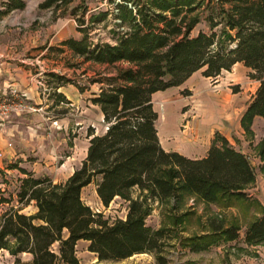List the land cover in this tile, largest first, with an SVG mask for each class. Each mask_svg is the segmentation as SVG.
Returning <instances> with one entry per match:
<instances>
[{
  "label": "trees",
  "instance_id": "1",
  "mask_svg": "<svg viewBox=\"0 0 264 264\" xmlns=\"http://www.w3.org/2000/svg\"><path fill=\"white\" fill-rule=\"evenodd\" d=\"M26 1L2 0V14L23 10ZM108 2L120 29L115 44L92 43L85 14L79 18L74 9L83 37L67 39L58 48L60 53L67 48L84 63L117 67L116 75L94 81L102 87L91 101L100 108L106 128L102 134L90 129L87 157L66 182L37 178L18 165L9 167L24 176L19 180V207L4 213L0 228V249L16 256L14 264H80L79 241L89 242L88 251L96 254L99 262L154 254L158 264H167L162 254L169 231L147 225L153 202L172 199L179 203L186 195L212 205L244 200L246 190L256 181L249 158L219 134L204 158L167 152L159 139L160 115L153 97L182 87L201 70L205 78H216L243 64L250 71L249 78L259 83L242 118L243 128L251 133L255 118L264 119V0ZM69 3L45 0L40 8L57 14ZM201 8L207 14L209 32L192 37L199 18L190 16ZM111 13L92 15L90 24L104 22ZM120 64L127 67H118ZM49 77L57 82V89L68 82L62 75L52 73ZM58 96L65 99L62 93ZM259 155L264 162V139ZM92 184L106 208L116 197L130 202L126 219L110 222L84 202L83 190ZM136 188L140 195L134 199ZM31 205L37 208L35 214L22 213ZM209 228L203 236L186 238L184 247L201 253L220 242L240 239L237 226L225 227L222 221L212 219ZM244 241L249 245L264 243V215L249 226ZM23 253L31 254L32 262L18 258Z\"/></svg>",
  "mask_w": 264,
  "mask_h": 264
},
{
  "label": "rangeland",
  "instance_id": "2",
  "mask_svg": "<svg viewBox=\"0 0 264 264\" xmlns=\"http://www.w3.org/2000/svg\"><path fill=\"white\" fill-rule=\"evenodd\" d=\"M44 1L27 0L23 10L6 15L2 14L4 6L0 0V153L3 146L9 144L16 153L12 160L0 157V226L6 211L13 206L19 207V180L24 177L18 169L9 167L18 165L37 178L49 177L55 183L66 182L87 157L90 129L102 134L106 128L100 108L91 101L102 87L94 81L117 74V67L84 63L67 48L63 53L58 52L63 41L83 37L78 31L80 23L73 16L74 9L78 10L79 18L85 14L86 26L91 27L89 38L92 43H116L120 29L108 0H70L57 14L41 9ZM105 12L111 14L104 22L90 24L92 15ZM206 15L201 8L190 16L199 18L192 37L209 32ZM249 72L244 65H238L219 77L205 79L201 70L190 81L192 86L186 83L156 95L153 103L161 116L158 131L168 136L169 141L177 140L175 134L186 136L187 126L202 119L204 110L219 107L210 102L209 97L220 98L224 103L227 100L216 110L224 106L223 112L227 110L235 121L241 118L242 125L243 115L259 87L249 78ZM52 73L65 76L68 82L57 89V82L49 77ZM203 83L210 92H199ZM189 89L193 91L190 92L192 95L186 96L183 92ZM58 93H62L65 99L62 100ZM253 124L251 133L242 126L243 137L237 135L233 138L237 146L246 151L256 173L255 183L246 190V199L212 205L186 195L179 203L172 199L152 203L147 225L153 230L169 231V240L162 254L167 264H264V243L249 245L244 241L249 226L264 215V162L259 155L260 143L264 139V119L259 120L254 128ZM139 195L140 191L134 189L132 198ZM82 197L87 205L110 222L126 219L128 200L116 197L106 208L100 202L94 184L83 190ZM36 212L34 205L22 211L28 215ZM212 219L222 221L225 227H239L240 239L220 242L202 255H191L184 247L185 239L209 233ZM78 252L84 262H92L90 254L81 249ZM15 258L10 250L0 249V264H13ZM129 264L158 262L154 254H147L135 257Z\"/></svg>",
  "mask_w": 264,
  "mask_h": 264
},
{
  "label": "crops",
  "instance_id": "3",
  "mask_svg": "<svg viewBox=\"0 0 264 264\" xmlns=\"http://www.w3.org/2000/svg\"><path fill=\"white\" fill-rule=\"evenodd\" d=\"M1 2H2V0H1ZM3 11H4V7H3ZM238 65H243V64L238 63L234 67H236ZM224 72H230V71H224ZM197 73H195L187 81V83H189V86H192L191 82L194 80V77ZM205 79H211V78H205ZM256 83H257V86H259V83L258 82H256ZM199 88H200L199 92H210L207 88L206 83H203V85ZM189 90H190V92H193L191 89H189ZM168 91H170V90H168ZM165 92H167V91H165ZM165 92H158L154 95V97L160 93H165ZM209 100L212 103L214 102L215 105L219 106V107H220V105H223V103H224V100H221L220 98H216V97H214V98L209 97ZM225 103H227V100ZM226 106L227 105H225V107ZM223 107L224 106H222V109L220 108L219 111L216 110V109H218L216 107H212V109L209 111L204 110L202 119H197L192 124H189L187 126V130L185 131L186 136L181 137V136L175 134L176 135L175 138L177 140L172 139L171 141H169L168 136L162 135L159 131V139H160L162 147L167 152H177V153H180V154H182L188 158H191V159H201V158L206 157V155L208 154V151L210 150V148L213 144V140L215 139V135L221 134V136L226 138L234 148H236L237 150L246 154V151L244 149H240L237 146V144L234 142V139H233L234 136H237V135L243 137V135L245 133L243 128H242V125H241V118H240V121H235L233 118H231V116L229 115V112H227V110L225 112H223ZM183 116L184 115L182 114L181 118H183ZM259 120H263V118L256 117L254 120L253 128L259 122ZM159 121H161V116L159 118ZM187 134H189V136ZM3 147H4V149H2V151L0 153V157L7 158L9 160L14 159L16 156V153H15L12 145L9 144L7 147L4 145ZM87 153H88V151H87ZM100 202H101V200H100ZM0 228H1V226H0ZM88 247H89V242H87V241H79L77 244V257L80 260V264H105V262H99L97 255L89 252ZM79 249H81L82 251H85L86 253L90 254V256H92V262L91 263L84 262L82 260L80 254L78 252ZM206 252H208V251H206ZM206 252H201V253L189 252V253L191 255H193V254L194 255H202V253H206ZM144 255H147V254L135 255V256H133L129 259L123 260V261H106V262H117L119 264L120 263L121 264H124V263L129 264V263L133 262L135 257L144 256ZM191 255L189 256V259L191 258ZM18 258H20L23 262L25 260H26V262H32V260H33L32 255L28 254V253L20 254L18 256ZM197 258H199V257H196V259ZM193 259H195V258H193ZM15 260H16V258H15Z\"/></svg>",
  "mask_w": 264,
  "mask_h": 264
},
{
  "label": "built area",
  "instance_id": "4",
  "mask_svg": "<svg viewBox=\"0 0 264 264\" xmlns=\"http://www.w3.org/2000/svg\"><path fill=\"white\" fill-rule=\"evenodd\" d=\"M122 30H125L124 28H122Z\"/></svg>",
  "mask_w": 264,
  "mask_h": 264
}]
</instances>
